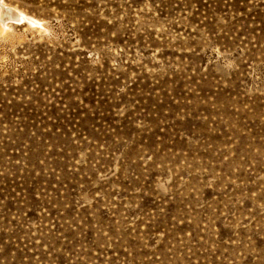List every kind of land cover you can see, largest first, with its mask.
<instances>
[{
	"label": "rangeland",
	"instance_id": "rangeland-1",
	"mask_svg": "<svg viewBox=\"0 0 264 264\" xmlns=\"http://www.w3.org/2000/svg\"><path fill=\"white\" fill-rule=\"evenodd\" d=\"M1 11L0 264H264V0Z\"/></svg>",
	"mask_w": 264,
	"mask_h": 264
},
{
	"label": "bare ground",
	"instance_id": "bare-ground-1",
	"mask_svg": "<svg viewBox=\"0 0 264 264\" xmlns=\"http://www.w3.org/2000/svg\"><path fill=\"white\" fill-rule=\"evenodd\" d=\"M2 10H3V9H2ZM7 10H8V9H7ZM6 12H7V11H6ZM0 13H1V17H2L3 14H6L5 11H1ZM10 13H11V12H10ZM10 13H9V14H10ZM11 14H12V13H11ZM5 16H6V15H5ZM1 17H0V19H1ZM6 17H7V16H6ZM2 18H3V17H2Z\"/></svg>",
	"mask_w": 264,
	"mask_h": 264
}]
</instances>
